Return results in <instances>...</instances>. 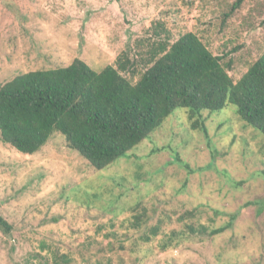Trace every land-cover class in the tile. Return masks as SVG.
Wrapping results in <instances>:
<instances>
[{
    "label": "rangeland",
    "instance_id": "obj_1",
    "mask_svg": "<svg viewBox=\"0 0 264 264\" xmlns=\"http://www.w3.org/2000/svg\"><path fill=\"white\" fill-rule=\"evenodd\" d=\"M234 1L0 0V84L74 58L99 70L144 56L155 22L171 40L191 31L227 54L236 81L264 51V0L230 11ZM141 71L138 61L122 74L135 82ZM188 111L99 169L59 132L30 154L0 140V214L11 224L0 264H264V134L232 104Z\"/></svg>",
    "mask_w": 264,
    "mask_h": 264
},
{
    "label": "trees",
    "instance_id": "obj_2",
    "mask_svg": "<svg viewBox=\"0 0 264 264\" xmlns=\"http://www.w3.org/2000/svg\"><path fill=\"white\" fill-rule=\"evenodd\" d=\"M240 3L235 0L230 11ZM153 34L156 39L144 56L135 59L125 53L114 65L95 70L74 58L1 83L0 140L30 154L59 132L69 148L99 169L139 143L176 108H188L192 119L195 112L232 104L244 123L264 134V51L235 81L228 74L227 54H213L195 33L171 40L163 24L155 22ZM138 61L142 71L131 82L122 72L134 76ZM191 128L205 126L196 119ZM233 219L209 233L224 231ZM0 230H11L1 214Z\"/></svg>",
    "mask_w": 264,
    "mask_h": 264
}]
</instances>
